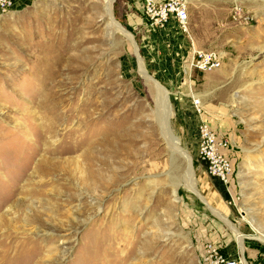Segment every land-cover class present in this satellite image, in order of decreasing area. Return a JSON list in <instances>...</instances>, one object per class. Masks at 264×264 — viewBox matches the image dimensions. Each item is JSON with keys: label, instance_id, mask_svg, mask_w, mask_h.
<instances>
[{"label": "rangeland", "instance_id": "1", "mask_svg": "<svg viewBox=\"0 0 264 264\" xmlns=\"http://www.w3.org/2000/svg\"><path fill=\"white\" fill-rule=\"evenodd\" d=\"M97 2L0 12V264H199L205 241L241 257L219 215L264 264V0H185L187 33L113 0L150 80ZM191 47L220 66L190 68ZM200 120L226 140L228 185L196 155Z\"/></svg>", "mask_w": 264, "mask_h": 264}, {"label": "built area", "instance_id": "2", "mask_svg": "<svg viewBox=\"0 0 264 264\" xmlns=\"http://www.w3.org/2000/svg\"><path fill=\"white\" fill-rule=\"evenodd\" d=\"M12 0H0V12L5 11ZM140 14L152 27L163 28L167 21L172 20L178 30L187 33L188 15L185 0H139ZM236 9V7H234ZM221 55L215 50L196 49L191 47L189 67L206 71L219 67ZM191 106L195 113L199 114L201 106L197 98L191 99ZM197 146L196 155L204 165L205 173L224 185L230 183L232 165L225 153L226 140L218 136L206 121L200 120L196 126ZM199 264H263L261 261L245 257L240 258L237 254L227 256L222 248L211 241L201 244L198 253Z\"/></svg>", "mask_w": 264, "mask_h": 264}, {"label": "bare ground", "instance_id": "3", "mask_svg": "<svg viewBox=\"0 0 264 264\" xmlns=\"http://www.w3.org/2000/svg\"><path fill=\"white\" fill-rule=\"evenodd\" d=\"M97 1H98L97 5L100 6L101 11L98 12L99 13L98 15L97 14H95V15H97V19H98L99 23L104 24V26L107 28L108 35L113 34L112 32H115V31L121 33L131 43V45L133 46V48L135 50V53L137 54V51H136L137 49H136L135 43L132 39L131 33H129L126 29H124L121 26V24L114 19L113 15H112L111 5H112L113 0H97ZM95 15H94V17H95ZM137 55H138L140 72L145 76L146 79L150 80L151 77L145 73V70H144L142 63H141V58H140L139 54H137ZM157 87H159V86L157 85ZM191 98L194 99V97H191ZM197 100L200 103V99L197 98ZM160 118H163V115H161ZM158 122L160 123V126L162 127V129L166 128V125L163 124L165 121L162 123L158 119ZM173 147H175L176 151H178V153L182 154V156L185 157L187 159V161L191 163L190 155L188 153H186L183 149H180V147L178 145V141L174 140V146ZM188 176L192 181L193 187H195V179H194L192 170H189ZM219 217L222 218L223 221L231 228V230L234 232V234H236L239 252L241 254V257L239 254H237V255L240 258H242L244 256L243 252L245 250V246L243 244V240L245 238V235L241 234L239 231H237L235 225L232 224L228 219H226L220 215H219Z\"/></svg>", "mask_w": 264, "mask_h": 264}, {"label": "crops", "instance_id": "4", "mask_svg": "<svg viewBox=\"0 0 264 264\" xmlns=\"http://www.w3.org/2000/svg\"><path fill=\"white\" fill-rule=\"evenodd\" d=\"M196 97H198L200 100L202 99L201 96H199V95H196Z\"/></svg>", "mask_w": 264, "mask_h": 264}]
</instances>
